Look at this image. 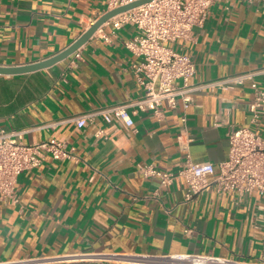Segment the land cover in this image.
I'll list each match as a JSON object with an SVG mask.
<instances>
[{"label": "crops", "instance_id": "1", "mask_svg": "<svg viewBox=\"0 0 264 264\" xmlns=\"http://www.w3.org/2000/svg\"><path fill=\"white\" fill-rule=\"evenodd\" d=\"M104 13V0H0V66L60 53ZM135 34L133 26L106 22L75 52L79 58L0 76V131L22 132L25 144L54 138L74 152V159L46 156L22 172L18 203H0V264H184L172 258L180 255L264 264V195L212 187L185 201L184 181L158 189L138 172L154 165L178 173L183 116L191 161L210 162L215 173L227 158L230 132L247 126L264 137V109L251 123L249 85L194 90L186 110L178 100L158 117H132L130 128L100 120L82 129L48 127L140 97L131 69L137 59L124 46ZM169 46L193 61V88L251 71L264 92V0H219L191 41Z\"/></svg>", "mask_w": 264, "mask_h": 264}, {"label": "built area", "instance_id": "2", "mask_svg": "<svg viewBox=\"0 0 264 264\" xmlns=\"http://www.w3.org/2000/svg\"><path fill=\"white\" fill-rule=\"evenodd\" d=\"M140 0H104L106 12ZM219 0H151L150 2L122 12L108 22L114 29L133 26L135 36L124 46L135 57L131 65L136 82L141 88L140 97L121 104L87 111L81 115L48 125L54 127L72 123L82 129L96 121L105 124L122 123L133 126L132 117L150 112L158 117L164 111L173 110L182 102L186 110L192 103L190 93L194 90H232L249 85L253 101L248 110L255 123L264 109V92L257 87L256 72H245L217 81L190 86L195 66L191 58L169 46L177 41H191L193 28L203 25L210 7ZM79 58V55L76 54ZM182 129L177 137L184 162L178 173L159 170L154 165H140L138 172L143 179H154L158 189L167 188L175 181L186 185L185 201L199 196L214 187L220 194L238 196L257 192L264 195V137L250 127H239L228 134L227 158L218 164V172L210 162L193 163L189 155V139L186 137V118L181 117ZM103 135L102 131L97 133ZM186 140H185V138ZM184 138V141H183ZM73 149L64 142L50 138L46 141L25 144L22 132L0 131V203L17 204L16 181L25 171L38 168L46 156L53 160L74 159ZM157 196V191L153 193ZM184 264H229L228 261L202 255L172 257Z\"/></svg>", "mask_w": 264, "mask_h": 264}, {"label": "water", "instance_id": "3", "mask_svg": "<svg viewBox=\"0 0 264 264\" xmlns=\"http://www.w3.org/2000/svg\"><path fill=\"white\" fill-rule=\"evenodd\" d=\"M150 1L151 0H140V1H136L132 4H129V5H126L123 7H119L115 10L106 12L101 17H99L97 20L93 21L92 25L85 32H83L80 35V37H78V39H76L65 50L61 51L60 53H58V54H56V55H54L48 59H45V60H42V61H39V62H36L33 64H29V65L14 66V67L0 66V76H18V75H24V74H28V73H32V72H36L39 70L49 68V67L53 66L54 64H56L60 61H63L65 59H67L69 56H71L72 54H74L81 46H83L92 37V35L102 25H104L106 22H108L114 16H116L122 12L136 8L138 6H141L143 4H146Z\"/></svg>", "mask_w": 264, "mask_h": 264}]
</instances>
